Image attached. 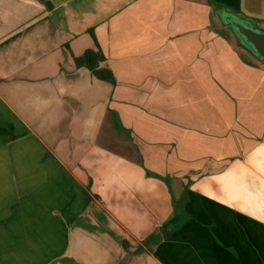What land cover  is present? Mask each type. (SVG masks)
Listing matches in <instances>:
<instances>
[{
	"label": "crops",
	"instance_id": "crops-1",
	"mask_svg": "<svg viewBox=\"0 0 264 264\" xmlns=\"http://www.w3.org/2000/svg\"><path fill=\"white\" fill-rule=\"evenodd\" d=\"M229 18L264 0H0V264H264V69Z\"/></svg>",
	"mask_w": 264,
	"mask_h": 264
},
{
	"label": "water",
	"instance_id": "water-1",
	"mask_svg": "<svg viewBox=\"0 0 264 264\" xmlns=\"http://www.w3.org/2000/svg\"><path fill=\"white\" fill-rule=\"evenodd\" d=\"M227 21L232 29L233 42L239 45L241 52L254 56L258 66L264 69V26L259 27L237 18H229Z\"/></svg>",
	"mask_w": 264,
	"mask_h": 264
},
{
	"label": "trees",
	"instance_id": "trees-1",
	"mask_svg": "<svg viewBox=\"0 0 264 264\" xmlns=\"http://www.w3.org/2000/svg\"><path fill=\"white\" fill-rule=\"evenodd\" d=\"M104 61L105 57L96 43L95 49H88L81 56L73 58L74 65L77 69L84 68L97 80L108 81L110 75L99 69L100 64ZM127 246L126 242L121 243V247L124 250H127ZM136 253H138V251H134L133 255Z\"/></svg>",
	"mask_w": 264,
	"mask_h": 264
},
{
	"label": "flooded vegetation",
	"instance_id": "flooded-vegetation-1",
	"mask_svg": "<svg viewBox=\"0 0 264 264\" xmlns=\"http://www.w3.org/2000/svg\"><path fill=\"white\" fill-rule=\"evenodd\" d=\"M219 24L223 27V28H225L227 31H228V33L230 34V36H232V29H231V27L229 26V23H228V21L226 20V22L225 21H219ZM236 45V47H237V49H239L240 50V47H239V45L236 43L235 44ZM245 54H247L248 56H251V57H254V56H252L250 53H245ZM255 58V57H254Z\"/></svg>",
	"mask_w": 264,
	"mask_h": 264
},
{
	"label": "rangeland",
	"instance_id": "rangeland-1",
	"mask_svg": "<svg viewBox=\"0 0 264 264\" xmlns=\"http://www.w3.org/2000/svg\"><path fill=\"white\" fill-rule=\"evenodd\" d=\"M187 145H188V147H189L187 150H188V151H192V150H194V146L196 145V143L190 142V143H188ZM196 162H197V161H194V164H191V165L196 167V166H197V163H196ZM191 163H192V161H191ZM210 164H212V163H210ZM210 164H209V165H210ZM207 165H208V160H207Z\"/></svg>",
	"mask_w": 264,
	"mask_h": 264
}]
</instances>
